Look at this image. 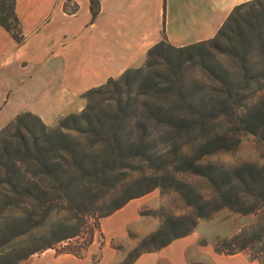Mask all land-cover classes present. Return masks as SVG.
<instances>
[{
	"label": "trees",
	"instance_id": "16d2710c",
	"mask_svg": "<svg viewBox=\"0 0 264 264\" xmlns=\"http://www.w3.org/2000/svg\"><path fill=\"white\" fill-rule=\"evenodd\" d=\"M91 11L95 19L98 0ZM0 26L24 41L16 0H0ZM83 98L84 109L56 126L24 112L0 130V264H22L78 238L88 219L101 221L156 189L177 192L193 216L167 215L122 264L190 236L222 210L264 209L263 167L205 163L237 148L243 133L264 141V0L234 7L211 40L175 47L164 36L139 67ZM185 174L207 180L211 195ZM55 211L65 217L46 227ZM214 252L264 264V221L218 239Z\"/></svg>",
	"mask_w": 264,
	"mask_h": 264
},
{
	"label": "crops",
	"instance_id": "0c3cea01",
	"mask_svg": "<svg viewBox=\"0 0 264 264\" xmlns=\"http://www.w3.org/2000/svg\"><path fill=\"white\" fill-rule=\"evenodd\" d=\"M98 1L94 19L91 0H16L24 41L0 26V130L24 112L50 126L80 112L88 90L139 67L164 36L175 47L211 40L234 7L253 0ZM188 237L134 264L203 261L189 258ZM242 254L226 264H259Z\"/></svg>",
	"mask_w": 264,
	"mask_h": 264
},
{
	"label": "rangeland",
	"instance_id": "374dc122",
	"mask_svg": "<svg viewBox=\"0 0 264 264\" xmlns=\"http://www.w3.org/2000/svg\"><path fill=\"white\" fill-rule=\"evenodd\" d=\"M58 120L51 126H56ZM205 163H213L226 169L247 163L264 168V141L257 136L243 133L237 148L212 154L205 159ZM180 177L192 183L196 191L211 195L210 185L204 178L187 174ZM167 215L193 216V210L174 190L156 189L129 202L123 209L101 221L88 219L84 235L36 254L22 264H46L48 261L50 264H122L145 237L162 228ZM63 217L65 213L55 211L44 224L47 227L51 221ZM261 221H264V209L247 216L222 210L214 214L211 220H201L196 230L188 237L189 240L187 239L188 256L190 259H196L197 255L203 259L197 262L204 264L217 259L220 264H226L232 258L218 256L214 252L215 242L218 239H229ZM46 227L41 226L30 234L40 233Z\"/></svg>",
	"mask_w": 264,
	"mask_h": 264
}]
</instances>
